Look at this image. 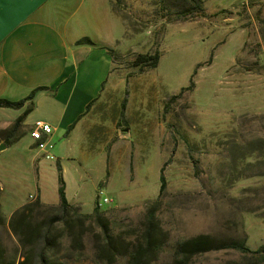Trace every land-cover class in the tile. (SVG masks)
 Wrapping results in <instances>:
<instances>
[{
  "label": "rangeland",
  "instance_id": "rangeland-1",
  "mask_svg": "<svg viewBox=\"0 0 264 264\" xmlns=\"http://www.w3.org/2000/svg\"><path fill=\"white\" fill-rule=\"evenodd\" d=\"M195 1L201 10L191 0H115L123 17L108 18L118 50L108 90L74 131L52 132L54 161L21 124L13 132L18 118L0 135L19 137L0 151V259L17 264L29 250L9 227L17 209L57 205L58 164L67 200L82 213L99 202L127 239L158 201L168 239L155 264H172L174 244L199 234L244 239L255 253L212 251L191 264H264L255 260L264 246V0ZM156 50L155 69L131 67ZM191 79L193 89L171 100ZM37 120L45 118L30 116L28 131ZM100 191L113 203L103 204ZM68 254L63 248L56 262L95 264L89 241L84 262Z\"/></svg>",
  "mask_w": 264,
  "mask_h": 264
},
{
  "label": "crops",
  "instance_id": "crops-1",
  "mask_svg": "<svg viewBox=\"0 0 264 264\" xmlns=\"http://www.w3.org/2000/svg\"><path fill=\"white\" fill-rule=\"evenodd\" d=\"M115 3L29 0L23 8L9 10V27L0 35V99L20 101L45 88L35 93L33 109L21 123L23 132H29L28 119L36 113L54 132L84 115L74 131L88 118L86 107L108 90L114 60L107 49L118 51L108 18L118 24L119 15L123 17ZM27 105L19 110L0 108V135Z\"/></svg>",
  "mask_w": 264,
  "mask_h": 264
},
{
  "label": "trees",
  "instance_id": "trees-1",
  "mask_svg": "<svg viewBox=\"0 0 264 264\" xmlns=\"http://www.w3.org/2000/svg\"><path fill=\"white\" fill-rule=\"evenodd\" d=\"M191 1L195 2L191 10H201L198 7V1ZM182 13L186 16L187 11ZM199 16L205 17L206 15L200 13ZM107 52L114 60V51L107 49ZM211 58L212 56L210 61ZM159 59L160 54L156 50L153 53L137 54L130 64L131 67L138 69L139 74H142L155 69L158 66ZM193 87L194 83L191 79L190 85L181 89L178 95L172 96L171 100L181 96L185 91H191ZM43 89L45 88L39 87L33 90L28 97L20 101L0 99V108L5 109L19 110L28 103L22 115L18 117L13 132L32 111V99L35 93ZM93 102L86 107L85 114L90 110ZM125 104L126 99L123 100L121 105L123 110ZM83 116L78 117L69 127V131ZM18 138L12 136V138L6 139L4 144L8 146L10 143L17 141ZM56 169L57 205L47 206L37 200L17 209L10 218L9 227L11 232L23 248L29 249L17 264H62L57 263L56 260L58 254L65 247L66 251L69 252L67 256L74 258L77 263H82L86 260V243L88 241L92 245L91 259L95 264H115L120 259H125L126 264H155L158 261L168 239V234L159 225L156 217L158 201L147 208L144 219L140 224L139 233L135 237L127 239L126 233L122 231L115 233L111 229L110 222L105 217L106 211L101 209L98 202H95L92 213H82L78 206L69 203L66 198L61 167L57 164ZM159 181V194H161L166 184L162 174ZM35 247L37 250H35ZM224 250H234L243 256L255 253L245 245L244 239L217 238L199 234L174 244L172 264H191L195 257L212 251ZM256 253L258 258L255 260L258 263L264 262V246L260 247ZM0 264L16 263H7L0 259ZM231 264L244 263L232 262Z\"/></svg>",
  "mask_w": 264,
  "mask_h": 264
},
{
  "label": "built area",
  "instance_id": "built-area-1",
  "mask_svg": "<svg viewBox=\"0 0 264 264\" xmlns=\"http://www.w3.org/2000/svg\"><path fill=\"white\" fill-rule=\"evenodd\" d=\"M53 128L44 122L36 121L29 131L30 138L34 141L35 147L40 152L43 159L47 161H54L55 156L53 154L54 144L50 141L49 136L52 134ZM100 196H104L103 192H99ZM103 204H112L113 200L108 197H103ZM99 206L100 203L98 202Z\"/></svg>",
  "mask_w": 264,
  "mask_h": 264
},
{
  "label": "snow or ice",
  "instance_id": "snow-or-ice-1",
  "mask_svg": "<svg viewBox=\"0 0 264 264\" xmlns=\"http://www.w3.org/2000/svg\"><path fill=\"white\" fill-rule=\"evenodd\" d=\"M29 0H0V35L9 27V10L23 8Z\"/></svg>",
  "mask_w": 264,
  "mask_h": 264
},
{
  "label": "water",
  "instance_id": "water-1",
  "mask_svg": "<svg viewBox=\"0 0 264 264\" xmlns=\"http://www.w3.org/2000/svg\"><path fill=\"white\" fill-rule=\"evenodd\" d=\"M5 147L6 146L4 144L0 145V151L3 150V149H5Z\"/></svg>",
  "mask_w": 264,
  "mask_h": 264
}]
</instances>
